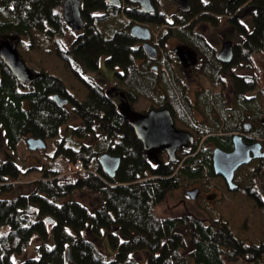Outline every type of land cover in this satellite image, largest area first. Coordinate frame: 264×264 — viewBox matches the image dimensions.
<instances>
[{"label":"trees","instance_id":"16d2710c","mask_svg":"<svg viewBox=\"0 0 264 264\" xmlns=\"http://www.w3.org/2000/svg\"><path fill=\"white\" fill-rule=\"evenodd\" d=\"M64 1L0 0V41L32 38L34 33L44 36L87 89L80 100L60 77L44 70L24 85L0 56V130L8 149L16 152L18 144L30 138L54 145L48 167L26 168L12 159L0 160V264H229L228 260L231 264H264V158L256 160L245 184L238 183L230 191L214 173L211 148L231 149V137L218 131H239L249 120L254 122L251 134L264 139V98L257 103L248 94L260 85L253 63L254 58L264 57V0H188V12L170 15L165 1L174 0H151L153 13H144L129 0L124 7L107 0H81L85 20L81 30L65 22ZM221 17L236 36L230 64L220 62L216 49L193 29L194 24H188L196 18L195 24H218ZM135 22L150 24L158 32L161 47L174 36L192 48L200 56L195 70L211 86L223 82L222 74L229 70L231 104L222 91L205 88L197 90L195 102L189 100L168 59L166 69L160 65L154 69L160 59L150 58L131 34ZM103 56L107 67L118 68L113 94L79 71L78 59L98 70ZM244 62L248 73L230 72L232 65ZM117 93L131 107L140 96L158 107H169L180 127L192 128L201 136L188 148H181L175 161L165 152L151 158L118 112ZM56 94L68 99L80 124L68 126L70 112L54 99ZM194 105L205 116L216 118L212 125L194 119ZM105 153L121 158L114 177L105 174L98 162ZM78 161L95 173L75 174ZM32 168L40 172L39 178L19 183ZM213 178L228 194L247 196L252 216L240 214L237 228L229 217L207 225L191 214L160 218L154 213V207L172 190L194 182L205 188ZM77 192L91 201L74 198ZM31 205L35 210L28 212ZM47 217L54 222L48 223ZM255 218L260 223L251 222ZM252 228L256 229L254 236L238 233ZM105 231L115 250L110 260L97 244ZM68 249L72 262L67 258Z\"/></svg>","mask_w":264,"mask_h":264},{"label":"rangeland","instance_id":"374dc122","mask_svg":"<svg viewBox=\"0 0 264 264\" xmlns=\"http://www.w3.org/2000/svg\"><path fill=\"white\" fill-rule=\"evenodd\" d=\"M165 4L167 6L166 9L169 15L181 10V8L179 7V3H176L175 1L173 2L165 1ZM182 13H185V12L182 11ZM193 20H189L188 24H191V23L194 24L193 29L196 32H199L200 34H203L206 40H208V42L214 48H216L217 53L220 52L224 42L229 41V40L236 41V36L230 30L225 17L219 18V23L213 24V25L210 23H205V22L195 24L198 19L196 18L194 21ZM155 33L156 34L154 35V33L152 32V35L154 38L155 36L157 37L158 35L157 31H155ZM13 41L17 47V50L20 56L26 63V66L31 69L32 73L37 74L38 71L40 72L44 70L48 73L56 75L65 82L70 93L74 94L80 100L84 99L87 93V89L84 83H82L80 79L76 78V76L72 74V72L64 65L62 60H60L56 56L55 47L52 41L50 40L48 41L44 38V36L36 35V33L33 34L32 38L25 36V37L20 38V40H16V41L13 40ZM150 41L153 43L152 39ZM177 47L186 49L188 51V54L191 60L193 59L196 60L197 57L200 58V56L197 55V53H195V51L192 48L188 47L187 45L182 43L177 37L173 36L167 40L166 46L159 48L161 59H160V62L159 61L156 62L155 65L157 66L160 65L161 67H163V62H162L163 59L164 60L165 58L168 59L173 66V69H174V72L177 78H179L180 80V84L187 91L186 95L189 96V98L190 97L193 98V93L195 91L205 88L207 90H212L213 92L222 91L224 93V97L227 99V103L231 104L232 102L231 95L233 92V82H232V78L230 76L229 70H227L228 72L225 71V73L222 74L223 82H220L216 87H213L211 86L209 81L205 79L201 74H199L196 70L195 71L198 73V75L195 74L196 72L194 70H190L186 68L180 62H178V60H176V53L174 50ZM254 59L256 61L253 63L254 64L253 66L255 68V71L258 74L260 85H259V90L250 91V93L248 94L252 96L254 95L255 96L254 100L257 103L259 102L261 103V101L264 98L263 96L264 95V57L259 58V60L258 58H254ZM78 61L80 65L79 71L81 74H83L85 77L94 79L97 82V84L104 86L105 88L110 90L112 93L113 85L116 80L115 70H117V68L113 69V68L107 67L105 63L106 58L104 56L102 57L100 61V66L98 70L90 69L85 64V62L80 59H78ZM230 70H231L230 71L231 73H235V74L249 72L248 67L245 62L243 64L241 63L240 65L238 64L232 65ZM24 85H28V84H24ZM119 99L120 98H117V101ZM153 105L155 106V104L151 100L140 96L138 100L135 102V104L133 105L134 106L133 109L137 112L146 113V111H148L150 107L155 108ZM66 108L69 110L70 115H71L70 120L67 123L68 126H76L80 124L81 120L79 119V116L75 114V112L73 111L72 106L70 104H66ZM217 111H219V109L216 110V114H218ZM192 112H193L192 116L194 117V119H197V122L202 125H205V124L212 125L214 120L216 119V118H211L207 115L205 116V114L201 112V110L198 109L197 106L195 105L192 107ZM173 119H174V122H176L175 123V125H177L176 127H178L179 125L177 121H175L174 116H173ZM249 121L253 123V127H254V122L252 120H249ZM196 125L198 128H201L198 124ZM65 127L66 125L63 126L62 131L65 129ZM180 129H183V128L181 127ZM190 130L194 133V135L192 134L195 139L194 142L197 141L199 137L201 136V133L194 131L192 128ZM242 131L243 129L239 131H230L227 133H224V132L222 133L221 130H219L217 134H229L230 135V133L232 132H235L234 134H242L243 133ZM64 133H66V131H64ZM246 135L250 137L252 134L250 132V133H247ZM202 140L203 139H201V141ZM254 142H259L262 145L264 143V139L261 137H256V141ZM46 144H47L46 148L42 149L43 151H46V154H44L43 151L41 152L39 150L38 152H36V150L30 151L27 146V143L24 141L18 144L16 152H12L10 149H8L5 136L2 130H0V160L12 159L16 161L17 163H19L22 167H26V168H30L33 165L48 167L50 163L51 155H53L54 145L52 141H47ZM190 144H192V142ZM200 146L201 145L199 144V147ZM211 148H213L212 149V153H213L215 146H211ZM256 164L257 162L254 160V161H251L250 164H248L247 166L241 167L236 173L235 181L237 183L245 184L244 181L248 179L251 169ZM76 169H77V166L74 167V170H73L74 173H76L77 171ZM86 173H95V171L94 169L89 168L88 170L82 171L81 175L84 176ZM39 176H40V172L36 170L35 168H32L26 176L21 178L19 183L32 181L36 178H39ZM261 181L263 182L262 187H264V176H262ZM193 188L202 189L203 186L198 182H194L193 184L187 187L184 186V187L172 190L170 194L167 196V198H165V200H163L162 202H160L154 207V213L156 214V216L160 218H173V217L182 216L184 214H191L203 220V222L207 225L211 223L212 220L226 221L229 217L234 222L236 226L235 228L241 225V220H242L241 217L243 214H248L252 216V214L249 213V209L247 206V203H248L247 196L244 195L242 192H237L236 194H228L227 191H225L226 188L223 187V185L219 183L218 179H215V178L210 179L209 182L206 184L205 188L202 189L205 192V194H210V193L217 194L218 199H215L210 203H208L205 197H198L196 200H193L190 197H186L184 193L185 190H190ZM73 197L78 198L86 203H89L91 201V198L89 197L85 198V196H83V193L81 194V192L75 193ZM90 208L94 210V206L93 207L90 206ZM255 221H258V223H260L259 222L260 220H256V218L254 219V221L251 220V222H255ZM255 230H256L255 228L247 229V230L242 229V231H238V233L242 237L243 236L251 237V236L256 235ZM97 244H98L99 249L103 252L107 260H110L114 257L115 250L109 246L106 231L104 232V236L102 237V240H98ZM227 263L231 264L229 260L227 261Z\"/></svg>","mask_w":264,"mask_h":264},{"label":"water","instance_id":"95a60500","mask_svg":"<svg viewBox=\"0 0 264 264\" xmlns=\"http://www.w3.org/2000/svg\"><path fill=\"white\" fill-rule=\"evenodd\" d=\"M111 4L120 5L119 0H107ZM137 3L144 13H152L155 7L151 0H129ZM182 11L188 12L190 4L188 0H176ZM63 18L65 22L74 30H81L84 27V18L82 16L80 0H65L63 3ZM131 33L144 41V48L151 58L158 56V51L149 40L152 36L151 30L144 25H134ZM179 59L188 63L186 52L182 48L175 50ZM234 55L232 41L224 42L217 58L222 63H231ZM0 56L6 66L14 73L22 84H29L32 80V71L26 66V63L20 56L17 47L12 39H3L0 42ZM60 105L68 102L67 98L59 94L54 96ZM117 110L120 115L134 129L137 137L142 141L146 153L154 159L158 154L165 151L171 161L177 159V152L181 148H188L194 141L192 133L185 129L176 127L173 116L168 108L151 109L147 113L135 111L124 99L117 104ZM233 150L225 151L220 147L213 150V168L215 175L222 176L230 190H235L237 184L234 181L236 171L243 165L250 163L255 159L264 158V151L259 142L247 143L243 137L236 134L232 138ZM27 144L31 150L44 149L46 143L42 139L30 138ZM98 162L105 174L114 177L120 167L121 158L109 153L99 156ZM198 190L188 191L192 199L196 198ZM214 197H210L213 199ZM35 208L31 205L28 212H33ZM48 223H53L51 217H47ZM67 258L70 262L71 254L68 249Z\"/></svg>","mask_w":264,"mask_h":264},{"label":"flooded vegetation","instance_id":"af4514ba","mask_svg":"<svg viewBox=\"0 0 264 264\" xmlns=\"http://www.w3.org/2000/svg\"><path fill=\"white\" fill-rule=\"evenodd\" d=\"M135 23H138V24H142V25H145V26H147V27H149V28H151V26H150V24H148V23H143V22H135ZM134 23V24H135ZM131 29H132V27H131ZM152 29V28H151ZM132 34V33H131ZM133 35V34H132ZM133 36H135V35H133ZM135 37H137V36H135ZM138 38V37H137ZM155 38H157L156 36H155ZM154 37H153V35L151 36V38H150V40L152 39V41H157L156 39H155ZM139 40H140V42H141V44H144V41L143 40H141L140 38H138ZM149 40V42L152 44V45H154L156 48H157V50H160L159 48H161V46H160V44L158 43V41L156 42V44H154V43H152L151 41ZM177 48H181V47H177ZM177 48H175V50L177 49ZM185 52H186V56H187V59H188V63L187 64H184L180 59H179V57H178V55L176 54V60H178V62H180L183 66H185L186 68H188V69H190V70H194L195 71V64H197V60H195V59H193V60H191L190 59V57H189V54H188V51L186 50V49H184V48H182ZM216 49V48H215ZM174 50V51H175ZM176 53V52H175ZM219 53V52H218ZM218 53H217V55H218ZM149 56V55H148ZM161 59V55H160V53H159V51H158V56L155 58V59ZM163 64H164V67H162L163 69H166V66H167V59L165 58V60L163 59ZM226 64V63H225ZM157 65H154V69L155 70H157ZM118 69V68H117ZM116 71V70H115ZM196 72V71H195ZM194 72V73H195ZM34 74V73H33ZM195 74H197L198 75V73L196 72ZM196 92L197 91H195L194 93H193V98H189V96H188V99L189 100H191V101H193V102H195L196 101V97H197V94H196ZM115 98H119V94L117 93V95H116V97ZM154 106V105H153ZM155 108H153V107H150L149 109H148V111L149 110H151V109H161V108H168V109H170L169 107H158V105H155L154 106ZM133 108H134V106H133ZM148 111H146V112H148ZM176 123V122H175ZM177 126V125H176ZM179 127V126H178ZM179 128H181V127H179ZM253 129V123L251 122V121H248L246 124H244L243 125V133L242 134H239V135H241L242 137H243V140L245 141V142H247V143H252V142H254V141H256V137H254L253 135H251L250 137H248L246 134L247 133H250L251 132V130ZM188 130V129H187ZM190 131V130H189ZM190 132H192V131H190ZM233 133V134H232ZM232 133H230V135L229 134H226V135H228V136H230L231 137V142H232V138H233V136L234 135H236V134H234L235 132H232ZM192 134L194 135V133L192 132ZM195 140V139H194ZM194 142V141H193ZM192 142V143H193ZM180 150V149H179ZM178 150V151H179ZM231 150H233V142H232V148L231 149H229V150H225V151H231ZM163 152H165V151H162L161 153H163ZM160 153V154H161ZM166 153V152H165ZM259 160V159H258ZM254 161V160H253ZM256 161V160H255ZM250 164V163H249ZM243 166H246V165H243ZM243 166H241V167H243ZM240 167V168H241ZM239 168V169H240ZM238 169V170H239ZM237 173V172H236ZM236 173H235V177H234V180H235V178H236ZM220 177H222V176H220ZM223 178V177H222ZM223 180L225 181V179L223 178ZM225 183H226V181H225ZM237 183V182H236ZM227 184V183H226ZM227 188H228V185H227ZM237 188H238V183H237ZM236 188V189H237ZM194 189H197L198 190V194H197V196H196V198H194L193 200H196L198 197H205L206 199H207V201H208V203H210V202H212L213 200H215V199H218V197H217V194L216 193H213V194H205V192L201 189V188H193V190ZM229 189V188H228ZM191 190V189H190ZM190 190H185V195H186V197H190V195H188V191H190ZM210 197H214L213 199H210ZM191 198V197H190ZM192 199V198H191Z\"/></svg>","mask_w":264,"mask_h":264},{"label":"built area","instance_id":"2783aa9c","mask_svg":"<svg viewBox=\"0 0 264 264\" xmlns=\"http://www.w3.org/2000/svg\"><path fill=\"white\" fill-rule=\"evenodd\" d=\"M78 166H79V169H80V174L82 173V171H84V170H86V169H84L80 164H78ZM82 168V169H81ZM83 176V175H82Z\"/></svg>","mask_w":264,"mask_h":264},{"label":"bare ground","instance_id":"6f19581e","mask_svg":"<svg viewBox=\"0 0 264 264\" xmlns=\"http://www.w3.org/2000/svg\"><path fill=\"white\" fill-rule=\"evenodd\" d=\"M237 171H238V170H237ZM237 171H236V172H237Z\"/></svg>","mask_w":264,"mask_h":264}]
</instances>
